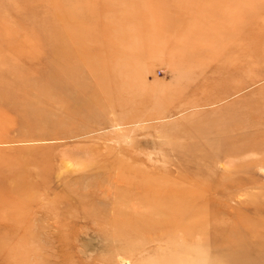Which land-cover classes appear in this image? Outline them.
Instances as JSON below:
<instances>
[{"label":"rangeland","instance_id":"374dc122","mask_svg":"<svg viewBox=\"0 0 264 264\" xmlns=\"http://www.w3.org/2000/svg\"><path fill=\"white\" fill-rule=\"evenodd\" d=\"M0 264H264V0H0Z\"/></svg>","mask_w":264,"mask_h":264},{"label":"bare ground","instance_id":"6f19581e","mask_svg":"<svg viewBox=\"0 0 264 264\" xmlns=\"http://www.w3.org/2000/svg\"><path fill=\"white\" fill-rule=\"evenodd\" d=\"M128 208L130 210V207ZM129 210L123 213L124 220L123 219L122 221L120 220L117 221V219L111 220V223L113 222L112 224H113L114 229L123 227L124 228L123 230L128 229L130 231H133V216H132L133 214H131ZM151 226H152L151 229H157V230L163 229V231H168L173 228V222L172 221L160 222L158 224H152Z\"/></svg>","mask_w":264,"mask_h":264}]
</instances>
